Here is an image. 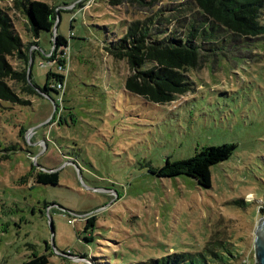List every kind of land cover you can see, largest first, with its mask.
Masks as SVG:
<instances>
[{
  "label": "rangeland",
  "instance_id": "obj_1",
  "mask_svg": "<svg viewBox=\"0 0 264 264\" xmlns=\"http://www.w3.org/2000/svg\"><path fill=\"white\" fill-rule=\"evenodd\" d=\"M41 1L54 8L55 32L67 41L66 56L57 57L67 60L65 84L24 95L25 104L0 100V264L40 254L46 264H136L203 248L219 218L254 264L264 194V35L212 51L203 68L189 71L188 95L157 104L124 89L126 62L106 50L142 14L107 0ZM15 28L24 42L34 40L20 19ZM55 32H39L30 66L36 89L48 70L57 72L46 58ZM231 142L229 158L210 168V187L150 173L166 159ZM47 169L58 172L57 184L35 182ZM90 215L95 225L84 229Z\"/></svg>",
  "mask_w": 264,
  "mask_h": 264
},
{
  "label": "trees",
  "instance_id": "obj_2",
  "mask_svg": "<svg viewBox=\"0 0 264 264\" xmlns=\"http://www.w3.org/2000/svg\"><path fill=\"white\" fill-rule=\"evenodd\" d=\"M111 6L125 5L143 15L130 21L116 43L106 47L115 59H124L127 74L124 89L147 101L164 104L182 98L193 89L188 73L203 68L212 51H223L252 42L264 35V0H107ZM54 8L41 0L0 1V100L28 103L24 95L38 90L59 92L65 84L67 41L55 32V46L48 61L57 62L56 70H48L43 89L27 80L28 58L34 57L41 30L52 32ZM20 19L34 37L24 42L15 28ZM176 22L178 25H176ZM174 26V27H173ZM33 47L30 49L29 47ZM235 48V49H236ZM30 51V52H29ZM63 56L59 57L60 55ZM57 58V59H55ZM51 81V82H50ZM236 144L209 145L194 155L150 169L156 176L185 175L198 185L210 187L212 165L229 158ZM37 183L57 184L58 172L40 171ZM243 205L242 201H235ZM264 212V194L261 199ZM95 215L85 218L84 229H92ZM222 218L203 248L172 252L136 264H239L244 253L224 231ZM69 255V254H68ZM46 254L34 255L20 264H46Z\"/></svg>",
  "mask_w": 264,
  "mask_h": 264
},
{
  "label": "water",
  "instance_id": "obj_3",
  "mask_svg": "<svg viewBox=\"0 0 264 264\" xmlns=\"http://www.w3.org/2000/svg\"><path fill=\"white\" fill-rule=\"evenodd\" d=\"M57 22L53 26V33L56 31ZM31 66V58H28L27 67V80L29 81V72ZM49 172L56 171L55 169H47ZM51 234H53L52 222H50ZM253 251H254V264H264V212L258 218L255 229L253 232ZM71 256V255H70ZM77 258V256H75ZM70 257V258H75ZM81 258V257H80ZM83 258V257H82ZM93 264V263H91Z\"/></svg>",
  "mask_w": 264,
  "mask_h": 264
},
{
  "label": "built area",
  "instance_id": "obj_4",
  "mask_svg": "<svg viewBox=\"0 0 264 264\" xmlns=\"http://www.w3.org/2000/svg\"><path fill=\"white\" fill-rule=\"evenodd\" d=\"M69 222H72V220H69ZM250 262H251V259L249 258V256L244 254L239 264H250Z\"/></svg>",
  "mask_w": 264,
  "mask_h": 264
}]
</instances>
